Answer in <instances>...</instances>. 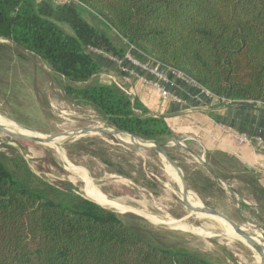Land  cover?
Listing matches in <instances>:
<instances>
[{
    "label": "trees",
    "instance_id": "16d2710c",
    "mask_svg": "<svg viewBox=\"0 0 264 264\" xmlns=\"http://www.w3.org/2000/svg\"><path fill=\"white\" fill-rule=\"evenodd\" d=\"M79 1L83 7L0 0V38L13 43L12 59L16 47L37 56L63 78L69 99L93 106L121 130L151 134L145 128L152 126L159 133L164 117L134 113L137 99L113 82H90L113 67L89 48L123 57L130 44L230 104L264 110V0ZM7 50L0 44L2 58ZM263 191L254 193L264 198ZM0 264L213 263L149 242L87 198L20 181L0 152Z\"/></svg>",
    "mask_w": 264,
    "mask_h": 264
},
{
    "label": "rangeland",
    "instance_id": "374dc122",
    "mask_svg": "<svg viewBox=\"0 0 264 264\" xmlns=\"http://www.w3.org/2000/svg\"><path fill=\"white\" fill-rule=\"evenodd\" d=\"M81 10L89 23L99 24L89 11ZM64 28L69 31L67 26ZM112 37L116 44L120 45L118 37L114 34ZM8 47L6 53L9 58H2L0 53V118L8 119L23 126L32 134L41 136L91 126L94 122L112 129H120L93 106L77 104L69 99L63 90V78L54 74L37 56L16 47L15 57L12 59L15 50L12 46ZM89 50L92 51V48ZM139 56L145 57L143 54ZM112 67L116 69L113 65ZM116 77L118 79L117 74ZM121 79L125 82L124 78ZM134 81L131 84L124 83L128 89V93L125 94L138 101L139 107L135 106L134 113L140 116L164 117L161 132L157 133L156 129L152 130L153 127L148 126L145 129L151 134L134 135L143 140L165 144L163 149L181 169L189 192L204 206L221 211L235 223L248 229L249 234H253L254 228L245 224L256 228L258 225L264 230V198H259L254 193L263 191L260 175L264 173L258 170L260 163L243 164L230 154L217 153L216 150L211 151L201 146L202 143L198 142L201 140L199 132L190 131L188 127L196 119L169 117L166 114L171 111L165 110L164 106L162 107L163 103L168 102L169 105L178 103L166 101L157 93L151 98L146 96L144 100H140L136 95L144 87H139L138 91L134 90V87L130 86ZM174 81L176 85L181 83L185 86L184 91L188 96L186 99L181 97L186 100V103H181V110L187 107L188 101L195 104L209 101L197 88L178 79ZM90 82L105 84L111 81L101 71L93 75ZM173 91L178 95L177 87ZM194 94L200 100L194 99ZM209 102L212 103V107L217 104L215 101ZM61 139L65 141H60L57 150L44 143L15 140L0 132V152L6 156V164L12 173L20 181L33 186L47 183L60 192L68 191L85 198L83 191L86 187L93 194L88 186L91 184L98 186L97 188L111 200L117 201L120 197L134 203L145 198L156 206L157 211H161L159 214L163 219L169 217L182 219L186 216L188 210L183 206L184 203L178 194L181 186L174 178V169L166 165L158 153L126 145L101 134ZM176 140L181 141L186 149ZM64 157L87 174L90 182L69 178L70 170L64 166ZM111 177H114V180ZM117 177L125 179L124 183L116 182ZM259 187L261 190H256ZM189 196L194 199L193 196ZM253 204H258L259 209L256 210ZM103 208L114 211L129 228L153 244L171 250L185 251L213 264H257V261L260 264L259 255L257 259L252 249L237 241L238 235L234 232L224 235L196 233L192 230L156 225L151 220L131 212L120 213L113 208ZM191 215L186 218V224L198 226V220L195 221L196 215L192 213ZM256 220L261 223H257ZM259 238L264 245V239Z\"/></svg>",
    "mask_w": 264,
    "mask_h": 264
},
{
    "label": "crops",
    "instance_id": "0c3cea01",
    "mask_svg": "<svg viewBox=\"0 0 264 264\" xmlns=\"http://www.w3.org/2000/svg\"><path fill=\"white\" fill-rule=\"evenodd\" d=\"M9 43L13 45V43L5 39L0 40L1 45L12 46ZM112 65L116 68L113 63ZM104 69L106 70V68ZM104 69L102 72L106 74L107 78L108 74H117L113 68H109L106 71ZM117 76L118 80L124 84L125 82L121 79L123 76L119 73ZM134 85L135 81L130 86L134 87ZM184 89V85L181 83L177 84L178 95L186 99L188 96ZM136 90L138 91V89ZM154 94L155 92L150 87H144L141 88V91L136 97L144 100L146 96L151 98ZM184 103H186V100ZM152 106L157 107L158 105L152 104ZM163 106L165 110L171 111L166 115L169 117L172 116L174 119L181 117L196 119L188 127L190 131L199 132L201 140L198 142L202 143L201 146H205L211 151L216 150L217 153L230 154L232 157L239 159L243 164L264 163V110L251 104H225L221 102H217L216 106L212 107L213 105L209 101L200 104H195L193 101L190 103L188 101V105L184 110L180 109L181 103L169 105L168 102H165ZM229 127L233 129H231L233 132L246 133L250 137L251 143L239 144L231 133L225 130V128ZM260 177V181L264 187V174L260 175ZM253 205L256 210L259 209L258 204ZM256 222L259 223L257 220ZM258 228L262 229L260 226Z\"/></svg>",
    "mask_w": 264,
    "mask_h": 264
},
{
    "label": "bare ground",
    "instance_id": "6f19581e",
    "mask_svg": "<svg viewBox=\"0 0 264 264\" xmlns=\"http://www.w3.org/2000/svg\"><path fill=\"white\" fill-rule=\"evenodd\" d=\"M0 127L4 128L6 130H9V131L16 132V133H22V134L27 135V136L32 135L31 132L25 130L23 126H20L19 124L14 123V122H12L8 119H5V118H0ZM91 127L105 128L107 130L112 131V128H110L109 126H106V125H102L99 122H94L91 125ZM119 137H121V138L124 137L123 139L125 141H129V136L126 134H120ZM59 139H56V140L51 141V142H40V143H44L45 145H50V146L56 148L57 150H59L58 145L60 144V141H65V139H61V140H59ZM176 141L182 148L186 149V147L183 145V143L181 141H178V140H176ZM126 145H132V144H126ZM146 145L149 146L150 144H146ZM164 146H165V144L162 143L161 148L163 149ZM159 153H161V152H159ZM159 156H161L162 160L164 161V163L166 165H168L174 169V178L177 179L178 181L181 180L180 176H179L180 175L179 169L175 165H173V163L170 161V159L167 156L163 155L162 153L159 154ZM63 162H64L65 168L67 170L68 169L70 170L69 178H71L72 180L73 179H79V180H82V181L87 182V183L90 182L89 180H91V179H89L87 174L83 173L78 167H76L72 163H70L65 157L63 159ZM105 177H107V176H105ZM115 180L118 183H124L125 179H123L121 177H117V178H115ZM179 183H180V181H179ZM88 186L92 189L93 194H92L91 190L88 187H86L85 190L83 191L85 193V198L87 196L88 197L87 199L90 198L89 200L93 201L94 203H96L102 207L113 208L116 211H119L120 213H124V212L134 213V214L139 215L143 218H147V219L151 220L152 223L156 224V225L159 224L162 226H168V227L178 228V229H182V230H192L193 232H196V233H201V232L207 233L208 232L211 235L212 234L216 235V234H220V233H222L224 235V234H227L229 232H233V230L225 223V221L221 217L215 216V215H210V214L206 213L204 211V209H205L204 205L200 202V200L198 198H196V196L194 194H192L190 192L187 193L186 195L183 194L181 187H180V190H178V194L180 195V199L184 203L183 206L188 210L186 216L182 219H174V218H170V217L167 219H165V218L163 219L161 217V215L159 214V212H161V211H157L156 206H154L151 202H149V200H147L145 198H143L142 200L140 199V201H136V202L134 201V203L129 202L126 198H120V197L117 201H115V200L109 199L107 197V195L103 194V192L98 189L99 188L98 186H97L98 188L94 185H91V184ZM189 195L193 196L194 199H192V197H190ZM189 202L191 203L190 205H189ZM161 210H162V208H161ZM191 213L193 215H196L195 221L198 220L197 221L199 224L198 226H194L191 223L186 224L187 221H185V220H186V218L192 216ZM147 215L151 216L152 218L147 216ZM209 217L215 218L217 220L210 219ZM207 219H209V220H207ZM219 221L222 223H220ZM252 225H254V224H252ZM238 226H240V225L238 224ZM245 226L257 229L256 227L249 226L246 224H245ZM254 233L251 234V236L253 237L251 239V241L253 243L259 245L264 252V245L262 244L263 241L260 242L261 240H260L259 236L256 233L255 234ZM236 240L239 241L240 243H242L243 245H245L246 247L252 249L256 253L255 255H256L257 259H258V255H259L260 264H264V255L259 253L257 250L253 249V247L250 245L249 241H247L245 238L240 237V236H238L236 238ZM256 263L258 264V261Z\"/></svg>",
    "mask_w": 264,
    "mask_h": 264
},
{
    "label": "built area",
    "instance_id": "2783aa9c",
    "mask_svg": "<svg viewBox=\"0 0 264 264\" xmlns=\"http://www.w3.org/2000/svg\"><path fill=\"white\" fill-rule=\"evenodd\" d=\"M59 4H71L77 6H84L79 0H50ZM94 52L103 55L108 60H110L115 66L119 73L123 76L125 82L131 84L135 80L134 90L139 87H150L155 93H157L162 99L169 102L184 103L185 101L175 92L174 88L177 87L174 79H178L187 85H191L197 88L198 92L204 94L209 101L228 103L225 99L219 98L210 91L203 88L201 85L196 83L193 79L182 73L181 71L174 69L170 66H166L158 63L149 57H140L139 51L135 49L132 45H128L123 57H115L104 53L98 49H92ZM171 76L173 78H171ZM116 74H108L109 81L117 84L126 93L128 89L123 83L116 79ZM130 91V89H129ZM193 98L200 100L199 97L194 94ZM256 105H259L257 103ZM232 129V128H231ZM229 128H225L231 135L237 140L239 144H249L251 143L250 137L246 133H236ZM259 169L264 173V163L259 165Z\"/></svg>",
    "mask_w": 264,
    "mask_h": 264
},
{
    "label": "water",
    "instance_id": "95a60500",
    "mask_svg": "<svg viewBox=\"0 0 264 264\" xmlns=\"http://www.w3.org/2000/svg\"><path fill=\"white\" fill-rule=\"evenodd\" d=\"M25 130H27L26 128H24ZM29 131V130H27ZM0 132H2L3 134H5L6 136L13 138L15 140H26V141H30V142H51L54 141L56 139H61V138H79V137H84L86 135H90V134H101V135H105L108 137H111L113 139H117L118 141L122 142V143H126V144H132L134 147L139 148V149H150L156 153L161 152L163 155L167 156L170 161L173 163V165H175L178 169H179V173H180V186H181V190L183 192V194H187L189 193V189L188 186L186 184V181L184 179L183 173L181 171V169L179 168V166L177 165V163L175 162V160H173L171 158V156L164 150L161 148L162 143H160L159 141H146L143 140L139 137H136L134 134L129 133L127 131L121 130V129H117L114 128L112 129V131L107 130L105 128H96V127H91V126H83L80 128H74V129H70V130H66V131H62V132H58V133H54V134H49L46 136H41L39 134H32V135H24L22 133H16L13 131H9L6 130L2 127H0ZM31 132V131H30ZM120 134H126L129 136V141H125L123 138L119 137ZM146 144H150L149 146H147ZM159 153V154H161ZM205 209L204 211L210 215H215V216H219L221 217L225 223L233 230V232L240 236L245 238L247 241H249L250 245L253 247V249L257 250L259 253H261L262 255H264L263 250L261 249V247L255 243H253L251 241V239L253 238L251 236V234H249L247 232V230L241 226H238L237 223H235L232 219H230L228 216H226L224 213H222L221 211L215 209V208H211L208 206H204ZM256 233L259 237H261L262 239H264V230L257 228L254 229L252 233ZM254 233V234H255Z\"/></svg>",
    "mask_w": 264,
    "mask_h": 264
}]
</instances>
